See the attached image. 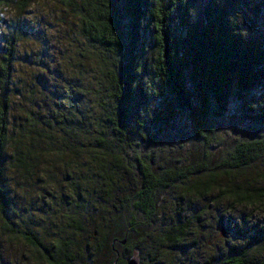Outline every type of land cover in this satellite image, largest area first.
Segmentation results:
<instances>
[{
  "label": "trees",
  "instance_id": "obj_1",
  "mask_svg": "<svg viewBox=\"0 0 264 264\" xmlns=\"http://www.w3.org/2000/svg\"><path fill=\"white\" fill-rule=\"evenodd\" d=\"M34 1L0 0L15 14L0 46L4 232H19L46 264H73L69 243L52 241V250L18 230L9 194L8 172L52 180L50 160L65 177L78 171L70 185L88 197L75 204L98 220L91 236L103 254L93 264H126L140 251L158 194L174 186L194 197L217 191L231 206L264 203V0H58L74 21L68 75L47 65L25 83L15 67ZM171 223L163 236L180 239L181 220ZM200 264L255 256L233 251Z\"/></svg>",
  "mask_w": 264,
  "mask_h": 264
},
{
  "label": "rangeland",
  "instance_id": "obj_2",
  "mask_svg": "<svg viewBox=\"0 0 264 264\" xmlns=\"http://www.w3.org/2000/svg\"><path fill=\"white\" fill-rule=\"evenodd\" d=\"M57 5L58 0H35L26 14V22L32 29L28 30L25 42L18 48L15 75L21 78V82L27 83L33 73L47 65L61 76L68 75L65 60L66 54H70V46L66 45L74 21L60 15L62 11ZM0 12L4 13L0 16L2 46L7 23L15 14L12 9L2 7ZM48 162L52 180L42 176V181L36 183L8 172L9 194L22 217L18 230L31 229L50 247L52 241L69 243L67 249L72 253L73 264L101 262L103 252L96 251L97 240L94 239L97 234L91 236L98 220H90L85 213L82 215L83 210L77 207L75 199L88 196L82 189L81 196L75 195L73 185H70L78 171L72 167L65 177L62 167L51 163L52 160ZM80 163L85 164L77 159L71 165L80 168ZM257 167L264 168V160ZM133 178L137 180L135 174ZM157 201L154 219L137 238L141 249L133 254L139 264H200L233 251L239 255L254 254L255 264H264V248H260L264 244V203L231 206L230 200L221 197L217 191L194 197L186 195L179 186L159 193ZM71 218L76 220L75 224H71ZM221 218L223 223L219 222ZM178 219L183 230L180 239L167 240L163 231L168 229L171 221ZM221 224L226 228L225 238L217 229ZM55 256H59L58 253ZM0 264L46 262L39 252L23 241L19 232L11 234L0 227Z\"/></svg>",
  "mask_w": 264,
  "mask_h": 264
},
{
  "label": "water",
  "instance_id": "obj_3",
  "mask_svg": "<svg viewBox=\"0 0 264 264\" xmlns=\"http://www.w3.org/2000/svg\"><path fill=\"white\" fill-rule=\"evenodd\" d=\"M220 233H221V236L224 237V229L223 228H220ZM126 264H139V261L136 259V257L134 255H132L126 259Z\"/></svg>",
  "mask_w": 264,
  "mask_h": 264
},
{
  "label": "clouds",
  "instance_id": "obj_4",
  "mask_svg": "<svg viewBox=\"0 0 264 264\" xmlns=\"http://www.w3.org/2000/svg\"><path fill=\"white\" fill-rule=\"evenodd\" d=\"M3 15H4V13L0 12V16H3Z\"/></svg>",
  "mask_w": 264,
  "mask_h": 264
}]
</instances>
